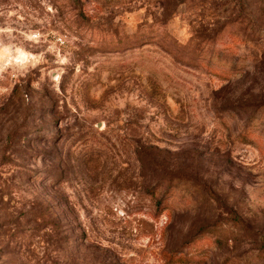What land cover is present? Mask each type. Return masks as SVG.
Returning a JSON list of instances; mask_svg holds the SVG:
<instances>
[{"label":"rangeland","instance_id":"obj_1","mask_svg":"<svg viewBox=\"0 0 264 264\" xmlns=\"http://www.w3.org/2000/svg\"><path fill=\"white\" fill-rule=\"evenodd\" d=\"M0 264H264V0H0Z\"/></svg>","mask_w":264,"mask_h":264},{"label":"trees","instance_id":"obj_2","mask_svg":"<svg viewBox=\"0 0 264 264\" xmlns=\"http://www.w3.org/2000/svg\"><path fill=\"white\" fill-rule=\"evenodd\" d=\"M132 38H136V37L132 36ZM176 261H179V260H176Z\"/></svg>","mask_w":264,"mask_h":264}]
</instances>
